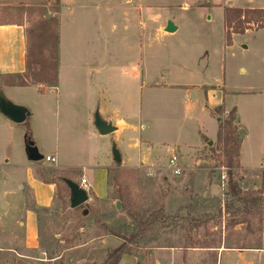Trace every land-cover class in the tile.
<instances>
[{"label": "rangeland", "instance_id": "obj_1", "mask_svg": "<svg viewBox=\"0 0 264 264\" xmlns=\"http://www.w3.org/2000/svg\"><path fill=\"white\" fill-rule=\"evenodd\" d=\"M24 2L0 0V24L27 25V31H30L29 66L33 62V68L24 77L30 84L51 83L58 66L61 3L60 0H41L35 4ZM94 3L92 9L96 17L88 25V30L77 37L78 43L121 49L114 61L126 56L122 52L125 47L139 51L140 69H145V77L143 79L140 75L139 83L142 85L144 81L145 85L140 106L144 119L138 126L146 127L142 132L143 139L149 143L145 141L144 151L155 163L158 162L159 167L135 170L114 164L108 182L103 168L94 169L96 162L79 159L77 167L89 168L86 175L97 198L92 197L82 208L71 209V193L65 180L79 183L82 169L73 174L55 167L60 164L59 158L51 164L44 161L34 163L28 157L30 141L44 157L55 154L58 133L46 123L44 112L56 110V95L43 94L32 87L7 89L6 96L15 104L28 107L33 116L23 124H15L0 115V264H104L108 254L122 244L109 231L124 222H131L129 213L134 212L144 215L163 212L166 217L178 216L180 223L162 232L152 244L133 246L132 255L124 256L120 264H216V251L225 236L227 247L260 246L264 213L232 226L229 225L230 216L225 213V206L236 201L230 188H221L222 175L229 180L224 146L219 138L221 122L226 117L222 115L221 122L215 118L211 123L202 117L199 107L205 104L207 93L214 94L216 99L222 98L224 92L221 93L217 85L224 86L228 95L227 107L239 108L236 118L247 131L243 141L246 158L254 169L264 166V128L261 125L264 96L247 104L238 93L252 85L260 92L264 91L262 40L258 41L252 34H239L234 46L228 47L223 11L203 0H95ZM201 6L206 7L197 8ZM137 7L144 8L143 13H135L133 22H127L125 11ZM104 9L113 14L112 22L101 18ZM167 19L173 20L178 30L163 35ZM48 31L53 34L52 38H38ZM68 39H64L65 43ZM111 56L106 52L99 54L95 65H104ZM42 58V62H38ZM131 62L125 60L123 64ZM92 71L100 81L107 80L106 74L101 75L98 68ZM92 71L86 70L88 79ZM191 73L196 77H191ZM6 80L0 76V88L7 82H23V78L17 77ZM172 84L215 88L187 89L171 87ZM98 113L96 108L89 116L93 129ZM48 118L53 122L50 115ZM243 132L239 129L238 136L242 138ZM103 137L112 148V136ZM214 139L216 142L212 146H205L197 152L191 149L204 142L208 145ZM174 155L182 157L179 159L181 165L187 163L179 177L167 169ZM188 155H191L190 160L186 159ZM110 157L111 152L105 153L98 162L101 166L107 165L106 159ZM235 166L231 169L233 182L245 193L264 192L260 175L254 178L253 174ZM32 168L35 179L42 186L50 187L46 197H49L48 207L38 204L34 191L27 184L33 175ZM255 181H259L258 185L254 184ZM119 193L124 194L127 202L121 203L118 210L117 201L120 200L116 198ZM29 208L34 212L32 229L24 216ZM85 209L89 213L83 216ZM194 221L202 224L197 228ZM202 248L209 251L196 252Z\"/></svg>", "mask_w": 264, "mask_h": 264}, {"label": "crops", "instance_id": "obj_2", "mask_svg": "<svg viewBox=\"0 0 264 264\" xmlns=\"http://www.w3.org/2000/svg\"><path fill=\"white\" fill-rule=\"evenodd\" d=\"M18 1L21 3L24 1L26 2V0ZM27 1H30L27 2L29 4H35L34 2L38 3L41 0ZM94 1L95 0H60L61 10L58 19L60 42L57 51L58 66L53 82L30 84L25 80L27 83L25 86H19L18 84H13L11 82H7L2 85L5 93L7 89L32 87L38 90L40 93H51L56 95V110H45L44 112V114H46L45 117L47 118L46 123L52 125L53 129L58 133L55 154L48 156L54 157L56 162L57 158H59L60 164L55 166L58 169L72 172L73 174L74 172L80 171V169H82V172L80 171L82 173V177L78 183L79 185L83 177L88 179L86 173L89 171V168L86 166L77 167V165H79L77 163L79 159L88 163L91 161L96 162L94 169L97 170L99 168H103L107 173L108 182L110 174L109 172L111 169H113L114 164L135 170L145 168L153 170L154 168L159 167L158 162L155 163L146 150L144 151L145 145L149 143L148 140L143 139L144 133L142 132L146 130V127L144 125L138 126V124L144 119L143 109H140V106L142 105L141 99L143 87L145 85L144 81L142 82V85L139 83L140 75L143 79L145 77L144 67L140 69L141 59L139 51L135 48L125 47L122 49L123 54L126 55L124 57L125 59L122 58L118 61H114L116 58H118L116 54H119L121 49L116 47L102 48L94 45L82 46L78 43L77 37L81 36L83 32L85 33L88 30V25L96 17V14H94L92 9L95 5ZM203 1H206L209 6L219 8L223 11L224 28L225 10L227 8L264 10V0H214L209 3L207 0ZM205 7L206 6H201L197 8L205 9ZM143 10L144 8L137 7V9L133 8L125 11L127 22H133V16L135 13H143ZM112 16L113 14L108 9H104L101 18L105 22H112ZM127 28L129 27L127 26ZM161 34L167 35L168 33L163 31ZM250 34L256 37L258 41L262 40V43L264 44V28L249 29L244 34L240 35ZM237 35L239 34L233 35L232 45L228 46L225 28L226 44L228 47L234 46V40ZM64 39H68L66 43ZM103 52H106V54H111V60H108L107 63L102 66H96V58L99 54H103ZM136 53H139V56H137ZM125 60H130L132 62L129 65H124L123 61ZM95 68L100 70L101 75L106 74L107 80L100 81L99 78L97 79L96 74L93 73L94 71H92ZM86 70H89V72L90 70L92 71L89 79L86 75ZM28 72L27 25L25 23L15 22L0 24V76L3 77V79H7L6 81H11L10 77H24L28 74ZM241 72L245 73L246 71L241 70ZM191 77H196V74L191 73ZM217 86L221 93L222 91L224 92L222 94V98L216 99L214 94L207 93L204 96L206 98L205 104H201L199 107L201 109L200 111L202 117L211 123L213 121L215 122V118H219L218 122H221L220 117L222 115L227 116L232 111H235L236 116L238 117L237 110L238 112L240 111L238 107H227L226 99L228 95L226 89L222 85ZM171 87L187 89L197 88L198 90H202V88H215L195 84H172ZM238 93L242 95L241 97L247 104H253L259 96H264V91L260 92V90L253 85L250 86L248 90ZM94 96H96L95 100L93 99ZM96 108L99 110L98 114L104 122L111 123L114 127H116V131L111 134L112 138L110 140L116 143L119 150L121 151L123 157L121 164H117L113 161L112 153L111 157L106 159L108 161L107 165L101 166L98 162L102 155L111 152V148L109 147L107 140L103 139L105 137L98 134L99 132L95 127V120V129H93L92 120H90L89 116ZM221 108L224 109L225 114L219 112ZM48 115L51 116V120L53 122H49L50 118H48ZM261 121V125L264 128V118H262ZM236 124L239 129L244 131L241 139L239 157L241 170L243 172L253 174L252 176H254V178L259 177L258 175H260L262 181L261 185H263L264 188V166L254 169L251 162L246 158L243 141L246 138L245 136L247 131L243 129L237 118ZM99 140H102V142ZM103 140L105 141L103 142ZM145 141H147V143H145ZM211 142H216V140L214 139ZM97 143L99 145H97ZM205 146L210 145H207L204 142L202 145L193 147L191 149L194 152H197L203 149ZM134 152L136 154H134V157H132ZM189 157H191V155H188L186 159H189ZM180 158L182 159V157ZM185 164L187 163H183V165L180 163L182 168L185 166ZM167 169L169 170V165ZM32 174V178L27 181V184L31 190L34 191V195L36 196L38 204L43 207H48L47 202L49 197H46L49 196L48 194L50 187L42 186L35 179L33 168ZM257 182L259 181H255L254 184L258 185ZM89 183L91 184L90 181ZM256 185L255 188H257ZM93 190L94 189L92 187L89 193L86 191L90 196V201L92 200V197H96V194ZM99 200L105 201L102 199ZM24 216H26L27 220H29L31 223L29 229H32V225H34V212L31 210V208L25 210ZM225 235H227V233ZM226 240L227 239L225 236L223 239V244L216 251V264L263 263L264 234L261 237L260 246L252 248H240L237 246L227 247ZM207 251H209V249L202 248L200 251L196 252L204 253Z\"/></svg>", "mask_w": 264, "mask_h": 264}, {"label": "trees", "instance_id": "obj_3", "mask_svg": "<svg viewBox=\"0 0 264 264\" xmlns=\"http://www.w3.org/2000/svg\"><path fill=\"white\" fill-rule=\"evenodd\" d=\"M251 27H255L256 29L264 28V10H242L238 8H227L225 10V28L228 46L232 45L233 35L244 34ZM29 34L30 31H27V41H29L30 38ZM52 35L53 34L48 31L43 36L38 35V38L43 37L47 40V38H52ZM30 55L31 53L28 48V66ZM33 56V59H35V55ZM42 60L43 58L38 60V62H42ZM31 63L33 64V62ZM31 63L29 71L33 68ZM34 64L38 65L39 63ZM17 78H23V82L17 83L19 86H25L27 84V79L25 77L18 76ZM219 112L225 114L223 108H221ZM225 117V120L221 122L219 138L224 146L223 154L226 158L225 160L227 161V168L229 170L227 188H230L231 196L236 200L233 204L225 206V213L227 216H230L229 225L232 226L246 223L247 218H256L264 213V192L248 194L233 182V173H231V169L235 165V167L241 168L239 157L242 138L237 134L239 129L236 124V112L232 111ZM116 199L120 200L122 204L124 201L127 202L122 193H119ZM129 214L131 222H124L121 226L115 227L109 231L111 236L120 240L122 244L108 254V258L104 264H120L124 256L132 255L133 246L144 247L145 245L152 244L158 240L162 232L169 230L172 225L177 226V224L180 223L178 216L166 217L163 215V212H151L146 215L140 214L139 212ZM194 222V225L198 228L201 222ZM192 230L195 231V229Z\"/></svg>", "mask_w": 264, "mask_h": 264}, {"label": "water", "instance_id": "obj_4", "mask_svg": "<svg viewBox=\"0 0 264 264\" xmlns=\"http://www.w3.org/2000/svg\"><path fill=\"white\" fill-rule=\"evenodd\" d=\"M178 30V27L174 24L171 19L167 20V26L164 29L166 33H175ZM0 115H2L8 121L15 124H23L25 123L31 116L32 112L25 106L17 105L13 103L5 94L3 87L0 88ZM95 127L98 130L99 134L102 136L111 135L116 131V127H114L111 123L104 122L99 114L95 117ZM210 146L213 145V142L209 143ZM111 153L113 157V161L117 164H121L123 161V157L121 151L118 148L116 143L112 144ZM28 157L31 162L37 163L42 162L44 160V156L40 153L39 149L35 145L33 141L28 143ZM68 188L70 189L71 199H70V207L71 209L82 208L89 204L90 196L88 193L81 188V186L72 181L65 180ZM121 208V202L117 201V209ZM89 213L87 209L83 211V216H86Z\"/></svg>", "mask_w": 264, "mask_h": 264}, {"label": "built area", "instance_id": "obj_5", "mask_svg": "<svg viewBox=\"0 0 264 264\" xmlns=\"http://www.w3.org/2000/svg\"><path fill=\"white\" fill-rule=\"evenodd\" d=\"M44 161L47 162V163H55L56 159L54 157L48 156V157L44 158ZM169 170L173 173V175H175L177 177L182 175L184 170H183L182 166L180 165L179 158L177 156H173L170 159ZM222 170H225V169H222ZM221 179H222V182H223L222 183V187H223V189H225L227 187L228 178H227L226 175H222ZM80 186H81L82 189H84L88 193L92 189L91 184L89 183V180L86 177L82 178Z\"/></svg>", "mask_w": 264, "mask_h": 264}]
</instances>
